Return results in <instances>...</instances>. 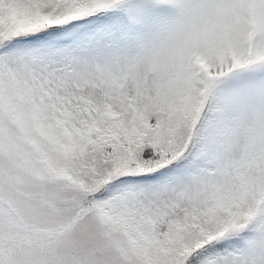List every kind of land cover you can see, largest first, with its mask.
Returning a JSON list of instances; mask_svg holds the SVG:
<instances>
[{
    "label": "snow or ice",
    "instance_id": "obj_1",
    "mask_svg": "<svg viewBox=\"0 0 264 264\" xmlns=\"http://www.w3.org/2000/svg\"><path fill=\"white\" fill-rule=\"evenodd\" d=\"M0 264H264V0H0Z\"/></svg>",
    "mask_w": 264,
    "mask_h": 264
}]
</instances>
